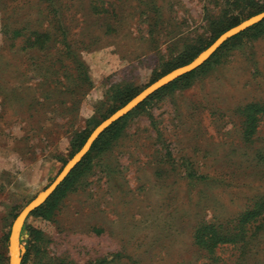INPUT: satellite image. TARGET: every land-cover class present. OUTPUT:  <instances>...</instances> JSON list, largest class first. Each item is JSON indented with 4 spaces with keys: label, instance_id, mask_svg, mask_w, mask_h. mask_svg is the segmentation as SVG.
<instances>
[{
    "label": "rangeland",
    "instance_id": "obj_1",
    "mask_svg": "<svg viewBox=\"0 0 264 264\" xmlns=\"http://www.w3.org/2000/svg\"><path fill=\"white\" fill-rule=\"evenodd\" d=\"M263 8L0 0V264L16 213L97 123ZM35 35L41 42L31 44ZM246 104L264 109V31L235 39L127 115L26 218L22 264H264V113L249 131ZM205 225L224 240L197 243Z\"/></svg>",
    "mask_w": 264,
    "mask_h": 264
},
{
    "label": "water",
    "instance_id": "obj_2",
    "mask_svg": "<svg viewBox=\"0 0 264 264\" xmlns=\"http://www.w3.org/2000/svg\"><path fill=\"white\" fill-rule=\"evenodd\" d=\"M264 17V9L254 15L243 19L237 24L231 26L230 28L223 31L219 34L208 46L199 51L196 56L191 59L189 62L175 67L163 75L159 76L157 79L146 85L143 89H141L138 93L132 96L128 101H126L122 106L114 110L110 115H108L105 119L100 121L88 134L85 141L81 145V147L66 161L63 165L60 172L56 175L53 181L43 188L41 191H38L28 202L21 207V209L14 216L7 237L8 244V261L7 264H20L22 247L19 245L20 239V230L22 223L25 217L40 205L49 194L55 189V187L60 183V181L68 174L71 168L81 159L84 153L88 150L91 142L97 137V135L112 121L118 119L119 117L126 114L129 110L135 107L138 103H140L145 97H147L150 93L161 87L162 85L168 83L179 75L188 72L192 69L198 67L201 63H203L208 56L227 38L235 35L245 29L246 27L260 21Z\"/></svg>",
    "mask_w": 264,
    "mask_h": 264
},
{
    "label": "trees",
    "instance_id": "obj_3",
    "mask_svg": "<svg viewBox=\"0 0 264 264\" xmlns=\"http://www.w3.org/2000/svg\"><path fill=\"white\" fill-rule=\"evenodd\" d=\"M264 9V8H263ZM258 10L256 13L262 11ZM235 25V24H234ZM233 26V25H232ZM231 27V26H230ZM264 31V17L246 27L245 29H243L242 31H240L239 33L232 35L231 37L227 38L226 40H224L209 56L208 58L201 63L198 67H196L195 69H192L188 72H185L181 75H179L178 77L174 78L173 80L169 81L168 83L162 85L161 87H159L158 89H156L155 91H153L152 93H150L147 97H145L140 103H138L135 107H133L131 110H129L126 114H124L123 116L119 117L118 119L112 121L108 126H106L98 135L97 137L91 142L88 150L84 153V155L81 157V159L71 168V170L68 172V174L60 181V183L55 187V189L49 194V196L40 204L38 205L36 208H34L32 211H30V213L25 217L22 226H21V231L24 228V224H25V220L28 216H30L31 214L35 213L37 210H39L40 208H42L48 201L49 199L54 196L55 194L59 193L60 190L67 184V182H69V179L71 177V175L75 172V170L77 169L78 166H80L85 160L88 159L90 153L97 148L98 144H104L106 142V140L112 136H114L117 131L120 129V123L121 121L127 116L129 115L132 111L136 110L137 108H139L142 104H144L148 99L152 98L154 95H156L157 93L169 89L171 87H174L175 85L186 81L188 78H190L197 70L201 69L202 67H204L212 58H214L217 53H219L222 49L226 48L229 44H231L235 39L241 37L242 35L245 34H250V35H257L260 32ZM223 32V31H222ZM10 35L12 37H15L17 35H19V31L18 30H11ZM219 35V34H218ZM216 35L214 37V39L218 36ZM41 36L39 35H35L32 37V41H29L31 44L35 43V42H41ZM213 39V40H214ZM209 45V44H208ZM206 45V46H208ZM205 46V47H206ZM204 47V48H205ZM202 48V49H204ZM200 49V50H202ZM189 62V61H187ZM182 64H179L178 66H180ZM136 94V93H135ZM135 94H133L132 96H134ZM132 96L128 97L131 98ZM127 99V100H128ZM126 100V101H127ZM125 101V102H126ZM244 112L246 113V117L249 120L248 122V127L247 129L250 131L252 130V126H253V120L255 118V115L259 112L264 113V109H262L261 107L256 106L255 104H246L244 107ZM106 118V117H105ZM98 124V123H97ZM96 124V125H97ZM90 133V132H89ZM85 135L82 140L80 141V143L78 144V149L79 147L83 144V142L85 141L86 137L88 136V134ZM263 203H256L254 209H251L250 212L248 214L245 215V219L244 221H246L248 218L257 215L262 207ZM224 240V238L222 237V235L218 234L216 232V230L211 226V225H205V226H201L199 227L196 232H195V241L201 245H204L206 247H212L215 246L217 242H222ZM22 258L20 260V264H22Z\"/></svg>",
    "mask_w": 264,
    "mask_h": 264
}]
</instances>
